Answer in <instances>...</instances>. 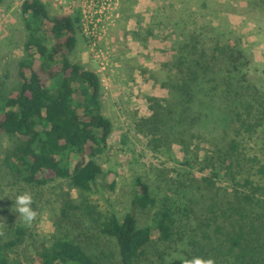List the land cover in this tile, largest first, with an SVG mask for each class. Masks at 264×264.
Returning a JSON list of instances; mask_svg holds the SVG:
<instances>
[{
    "label": "rangeland",
    "instance_id": "obj_1",
    "mask_svg": "<svg viewBox=\"0 0 264 264\" xmlns=\"http://www.w3.org/2000/svg\"><path fill=\"white\" fill-rule=\"evenodd\" d=\"M23 1L4 0L0 4V105L18 90L17 62L25 56L28 38L20 9ZM254 1L260 2L116 0L115 21L106 33L93 40L82 30L77 32L76 46L68 58L93 71L104 86L100 111L111 122L112 133L97 162L104 173L117 174L116 187L108 189L102 178L89 193L72 189L61 180L28 186L6 162L18 139L0 138V246L18 238L16 229L22 231L20 243L7 252L12 262L38 264L36 256L42 246L67 238L103 264H118L117 244L99 233V223L110 214L122 220L132 213L139 227H153L167 208L173 219L171 239L151 243L137 264H186L194 257L213 264H236V255L242 257L237 249L230 252V238L239 233L240 225L244 228L242 252L249 253L243 260L246 264H264L260 238L248 234V219L242 220L240 210L232 211L238 207L234 197L241 189L220 172L216 154V147L228 151V146L237 142L238 151L243 152L238 177L260 180L257 171L264 170V10ZM46 7L51 17L76 12L75 8L69 14L57 5ZM150 30L154 39L149 38ZM193 33L202 42L200 51L207 55L215 46L234 45L222 66L233 72V82H241L240 99L255 106L250 123L257 121L261 126L252 133H236L227 94L221 89L214 99L209 97L205 111L173 108L175 117H187V121L161 142L152 138L148 126L141 125L153 114L148 98L157 99L163 106L172 99L179 100L169 89L170 80H176L174 74L178 73L170 61L175 55L171 51L182 41H190ZM113 78L119 87L115 94L110 92ZM179 131L184 133L177 135ZM139 183L148 187L154 199V204L143 210L133 205ZM25 192L31 194L32 208L38 213L31 223L17 211L16 197ZM239 204L240 208L247 206ZM253 211L256 214L260 210Z\"/></svg>",
    "mask_w": 264,
    "mask_h": 264
},
{
    "label": "trees",
    "instance_id": "obj_2",
    "mask_svg": "<svg viewBox=\"0 0 264 264\" xmlns=\"http://www.w3.org/2000/svg\"><path fill=\"white\" fill-rule=\"evenodd\" d=\"M3 1L0 0V4ZM254 5L264 10V0L254 1ZM20 9L25 17L28 38L24 46L25 56L17 62L18 90L0 105V138L10 136L18 139L6 156L8 166L28 186H44L61 180L72 189L89 193L102 178L108 189L113 190L117 174L113 171L104 173L97 162L112 133L111 122L100 111V78L68 58L76 46V34L81 31L79 11L76 10L73 15L51 17L40 0H24ZM191 36L190 41H182L171 51L175 55L170 61L178 73L173 75L176 80H170L169 89L179 100L172 99L167 106H163L157 99L148 98L153 114L151 118L142 120L141 125L148 126L152 138L161 142L164 136L176 133V128L187 121V117H175L173 108L205 111L209 97L214 99L221 89L227 94L237 125L236 133L242 130L252 133L261 126L257 121L250 123L255 106L246 99H240L241 82H233V72L223 67L222 63L234 45L215 46L214 52L207 55L200 51L203 45L198 36L194 33ZM149 38H155L152 30L149 31ZM235 50L238 55H243L240 50ZM236 63H239L238 58ZM228 66L238 69L236 65ZM203 100H206L205 103ZM190 122L194 124V120ZM38 127L42 129L38 130ZM183 133L179 131L177 135ZM216 148L220 172L230 176L233 186L241 189L236 193L235 200L247 205L240 208V204L236 203L238 207L232 211L240 210L242 220L248 219V234H256L264 250V170L259 168L257 171L261 176L258 181L249 178L251 176L239 178L243 152L238 151L237 142L233 141L228 151ZM212 175L219 176L218 173ZM210 184L215 185V182L210 180ZM138 187L133 205L143 210L153 205L154 199L146 185L139 183ZM67 206L75 209L69 202ZM255 208L260 210L256 214L253 211ZM62 213L66 212L62 210ZM169 213L166 208L153 227H139L132 213H127L122 220L110 214L99 223V233L116 242L118 264H137L145 258V248L151 243L171 239L173 219ZM243 229L240 225L239 233L230 238V252L237 249L242 257L240 259L236 255V264H246L243 259L249 255L241 248ZM16 233V240L0 246V264H16L7 254L20 243L22 231L16 229ZM36 261L38 264H103L67 238H57L48 246H42Z\"/></svg>",
    "mask_w": 264,
    "mask_h": 264
},
{
    "label": "built area",
    "instance_id": "obj_3",
    "mask_svg": "<svg viewBox=\"0 0 264 264\" xmlns=\"http://www.w3.org/2000/svg\"><path fill=\"white\" fill-rule=\"evenodd\" d=\"M43 4L60 7L69 14L74 10L80 13V29L85 35L96 40L106 33L115 21L116 0H40ZM66 1V2H65ZM73 8V9H72Z\"/></svg>",
    "mask_w": 264,
    "mask_h": 264
},
{
    "label": "clouds",
    "instance_id": "obj_4",
    "mask_svg": "<svg viewBox=\"0 0 264 264\" xmlns=\"http://www.w3.org/2000/svg\"><path fill=\"white\" fill-rule=\"evenodd\" d=\"M33 198L30 193L25 192L16 197L17 211L27 223H31L38 215L37 211L32 208ZM186 264H213L211 260H202L199 257H194Z\"/></svg>",
    "mask_w": 264,
    "mask_h": 264
},
{
    "label": "crops",
    "instance_id": "obj_5",
    "mask_svg": "<svg viewBox=\"0 0 264 264\" xmlns=\"http://www.w3.org/2000/svg\"><path fill=\"white\" fill-rule=\"evenodd\" d=\"M113 29H115V28H113ZM113 32H115V30H113ZM147 41H148V40H147ZM143 44L145 45L146 42H144ZM169 55H170V54H169ZM143 64H144V63H143ZM146 65H148V64H145V66H146ZM146 67H147V66H146ZM147 68H148V67H147ZM148 69L151 70V69H153V68H148ZM112 81H113V83H112V82H111V83H112V85L114 86V87H113L114 89H113V90H110V92L113 93V94H115V89H119V87H118L117 84H116V86H115V83H117V81H115V78H113ZM118 83L121 84L120 81H119ZM101 86H102V91H103L104 86H103L102 84H101Z\"/></svg>",
    "mask_w": 264,
    "mask_h": 264
}]
</instances>
